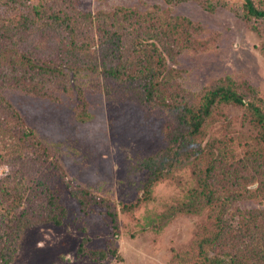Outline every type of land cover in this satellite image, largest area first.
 Returning <instances> with one entry per match:
<instances>
[{
    "label": "rangeland",
    "instance_id": "obj_1",
    "mask_svg": "<svg viewBox=\"0 0 264 264\" xmlns=\"http://www.w3.org/2000/svg\"><path fill=\"white\" fill-rule=\"evenodd\" d=\"M256 1L260 4V0ZM65 4L66 0H51L46 6L59 9ZM73 4L76 10L90 14H106L117 7L135 9L147 24L159 14L162 19L169 15L185 17L199 25L202 32L191 46L186 44L190 46L187 49H182L184 43L174 44L172 40L161 49L169 72L167 88L173 90L161 101L145 100L140 81L97 78L95 74L89 76L98 90L80 86L70 76L72 90L54 87L53 99L15 90L4 94L26 127L49 148L43 158L33 156L27 166L21 164L28 173L26 177L32 180L42 171L38 179L45 182L67 211L62 225L45 223L27 228L14 264H184L180 260L185 254H189L191 264L197 230L205 223L207 212L175 214V209L196 188L193 168L181 163L146 193L144 185L149 177L140 162L168 148V133L179 129L173 110L163 106L164 102L170 106L181 101L199 106L210 89L230 80L247 101L264 109V22L248 19L240 0H218L213 9L201 0H73ZM31 5L2 0L0 20L13 27L18 23V36L24 40L28 55L56 61L57 45L67 42L65 31L54 28L49 19L31 20L28 16L25 24L23 18ZM107 29V34L97 33L96 37L104 40L112 32L111 27ZM199 41L211 43L205 49L198 46ZM108 43L106 46L100 42L96 47L94 57L101 67L129 58L131 44L120 53L117 37H111ZM135 53L141 54L139 47ZM244 114V108L218 105L207 120L203 144L221 140L232 145L233 141L235 147H220L228 150L227 160L231 163L242 160L245 149L241 146L248 145L247 138L238 137L248 131L243 124ZM231 167L222 164L217 171L216 179L225 186L224 190L239 189L248 194L257 187L249 177H236ZM10 168L20 167L17 162L8 165L0 160V172ZM69 185L80 186L89 193L87 206L80 204ZM234 205L263 208L264 197H246ZM82 245L85 252H80ZM113 248L118 257L109 251ZM93 250H104L107 256L96 261L90 256Z\"/></svg>",
    "mask_w": 264,
    "mask_h": 264
},
{
    "label": "trees",
    "instance_id": "obj_2",
    "mask_svg": "<svg viewBox=\"0 0 264 264\" xmlns=\"http://www.w3.org/2000/svg\"><path fill=\"white\" fill-rule=\"evenodd\" d=\"M5 1L7 4L32 3L23 18L24 23L27 24L28 16L31 20L49 19L50 25L65 31L67 40L57 45L56 61L37 59L26 53L25 42L18 36V23L13 27L0 20V39H3V44H0V160L8 165L17 162L20 167L0 172V264H14L25 230L45 223L62 225L67 211L45 182L38 179L42 171L32 180L26 177L28 173L23 171L21 164L27 166L33 156L43 158L49 148L26 127L23 117L4 94L15 90L53 99L54 87L57 90H72L69 88L70 76L76 78L80 86H92L98 90L89 76L95 74L97 78L104 76L140 81L145 100L161 101L165 94L173 92L167 88L169 72L166 71L165 54L161 49L170 40L174 44L179 41L184 43L185 48L182 49H187L197 41L195 36L202 30L189 18L170 15L162 19L159 14L155 21L147 24L140 20L137 10L126 7H117L106 14L101 11L90 14L76 10L73 0H66L65 7L59 9L46 6L51 0ZM201 1L213 9L218 0ZM240 2L248 19L264 22V0H260V4L256 0ZM108 27L112 28V32L104 40L96 37L97 33L107 34ZM256 30L259 31V28ZM111 37L119 39L120 53L124 46L131 44L132 48L128 50L130 56L125 61L119 60L116 65L104 64L101 67L94 57L96 47L100 42H105L107 46ZM125 39L128 41L125 42ZM143 40L149 42L144 44ZM207 43L211 42L199 41L198 46L207 49ZM138 47L141 54L137 55L135 48ZM197 49L204 50L201 47ZM83 73L85 76H82ZM237 88L230 80L218 84L208 91L205 102L199 106L182 101L170 106L163 101V106L173 110L179 129L168 133V148L140 162L149 177L144 185L146 193L156 183L165 180L181 163L193 168L196 188L175 209V214L203 215L207 212L205 223L197 230L191 264H264V207L247 209L234 205L246 197H264V109L254 101H247ZM80 91L83 92L84 88L81 87ZM220 104L245 109L243 124L248 131H243L238 137L247 138L248 145L241 146L245 149L242 160L231 157L236 160L233 163L227 160L228 150L220 146L235 147V142L231 141L232 145H229L216 140L213 144H203L207 120ZM32 148L37 151H32ZM230 149L231 152L235 150ZM222 164L231 165V173L237 174L236 177L253 179L257 187L248 194L239 189L237 192L224 190L225 186L216 179ZM245 170L247 174L243 175ZM231 173H227L230 178L233 177ZM223 175L226 176V173ZM69 187L80 204L87 206L89 193L80 186ZM85 251L82 245L80 252ZM109 251L118 257L116 249ZM90 256L97 261L105 258L107 253L93 250ZM188 258L189 254H185L180 261L188 264Z\"/></svg>",
    "mask_w": 264,
    "mask_h": 264
}]
</instances>
